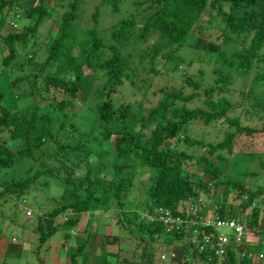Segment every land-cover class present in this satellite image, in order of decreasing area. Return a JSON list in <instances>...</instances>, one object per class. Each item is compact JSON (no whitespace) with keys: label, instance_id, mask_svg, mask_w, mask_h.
I'll return each instance as SVG.
<instances>
[{"label":"trees","instance_id":"trees-1","mask_svg":"<svg viewBox=\"0 0 264 264\" xmlns=\"http://www.w3.org/2000/svg\"><path fill=\"white\" fill-rule=\"evenodd\" d=\"M122 2L0 0V28L4 29L0 31V75L4 78L0 80V199L23 202L29 189L36 192L48 184V178L57 180L60 193L52 197L51 208L34 212L36 249L59 225L74 227L78 214L104 211L113 199L122 220L135 225L140 248L138 260L122 257L121 264H189L191 258L210 264L206 250L197 252L191 247L190 226L172 223L167 227L160 219H137L133 210L128 215L122 208L123 196L138 169L146 168L144 198L137 202L146 211L157 210L155 214L161 215L167 210L171 217L184 219L188 215L177 211L179 202L197 200L203 193L214 198L215 217L238 220L245 233L263 231L264 221L258 216L264 187L250 190L231 181L221 172V161L223 152H232L235 135L264 133V102L257 99L255 90L262 85L264 95V53L260 52L264 47V0H141L133 2L136 7L127 16L119 11ZM57 5L61 6L58 11ZM51 12L55 28L39 43L38 24ZM105 15L111 18L103 21ZM22 18L29 22L15 30L16 21ZM232 35L247 36V43L227 54L221 47ZM182 47L192 51L185 59L187 65L193 57L212 65L210 82L201 86L202 68L192 74L183 70L182 78L167 75L176 70L174 58ZM26 50L30 54H24ZM248 72L252 76L247 103L239 116L229 117L226 114L233 103L220 94L228 91L233 74ZM182 81L192 90L181 92ZM19 88L21 92L16 91ZM199 90L201 104L186 107L184 103L197 97ZM41 101L46 104L38 107ZM219 119L228 129L217 141H203L184 132L191 124L207 125ZM106 141L110 151L104 147ZM179 143L205 152L196 178L183 169V161L190 155L177 148ZM243 154L250 159L257 156L258 166H264L262 154ZM217 186L223 188L220 199L214 191ZM229 189L234 191L230 201H237L235 208L227 200ZM22 207L26 208L24 203ZM246 208L249 213L243 219ZM66 212L62 222H50ZM206 212L207 206L202 207L197 216ZM198 227L206 232L210 229ZM156 239L167 246L178 243L181 259L171 263L163 257L153 258L149 242ZM86 240L84 237L69 249V264H80ZM117 241L115 234L101 235L98 252L102 264H110L105 246ZM241 248L257 249L247 243ZM222 260L224 264H252L230 248Z\"/></svg>","mask_w":264,"mask_h":264},{"label":"rangeland","instance_id":"rangeland-1","mask_svg":"<svg viewBox=\"0 0 264 264\" xmlns=\"http://www.w3.org/2000/svg\"><path fill=\"white\" fill-rule=\"evenodd\" d=\"M50 1V0H49ZM141 0H123L119 6V11L122 16L131 15V12L136 6L133 2ZM138 9L142 7L137 6ZM57 11L61 9V6L56 7ZM3 12V11H2ZM118 14V13H117ZM51 12L49 17H43L37 27V32L40 37L36 38L39 43L45 39L47 33L52 34L55 23ZM118 16V15H117ZM103 21L107 18H111V15L103 16ZM205 20V19H203ZM102 18L100 17V23ZM29 22V19L22 18L15 23V30L20 29V26ZM98 22V23H99ZM8 30L14 29L13 27L7 28ZM3 26L0 28L2 32ZM213 31L214 28H210ZM205 33V32H204ZM247 36L245 35H232L231 41L227 45H223L221 50L225 53H233L235 51L243 48V45L247 43ZM2 51L3 48L0 47ZM24 54L29 52L24 51ZM27 52V53H26ZM264 53V47L260 51ZM30 54V53H29ZM192 55L187 47H182L179 51V56L174 58V62L177 65L176 70L167 71V75L174 78H182V71L184 70L188 74L194 73L198 68H202L205 71L200 78L201 86H204L211 81L212 76L209 75L212 65L204 60H197L193 57L192 62L189 65L185 63V59ZM192 57V56H191ZM216 66V65H214ZM261 70L264 72V66H261ZM252 76V72H248L244 76H237L233 74L232 82L228 86V91L223 94L226 96L233 104L230 110L227 112V116L234 117L239 116L242 106H244L247 101L246 89L248 88V81ZM4 79L3 75H0V80ZM3 81V80H2ZM262 85L255 87L257 99L264 102V95L261 93ZM181 92L188 93L192 89L190 86L186 85L183 81L180 82ZM21 92L19 88L16 90ZM199 95L193 98L191 101L185 102L186 107H194L200 105V95L201 90H199ZM198 92V90H197ZM181 101H176V105H180ZM46 104V101L38 102V107H42ZM77 107V104L74 105ZM228 128L225 122L221 119L209 123L207 125H202L199 123L191 124L188 128L184 127V132L189 134L192 138L201 137L203 141H217L222 137V134ZM104 147L110 151L111 146L108 141L104 143ZM178 149H183L186 154L190 157L183 161L184 171L190 175L191 178H196L200 175L201 170V157L205 155L203 149L198 147H184L182 144L177 145ZM253 151L258 156L264 158V133L256 132L251 135L237 134L234 137L232 152L225 153L224 158L221 161V172L231 181H239L246 188L252 190L254 188L264 187V166L259 167L257 156L252 159L249 158L250 155L243 154V152ZM245 171V172H244ZM256 172L251 174L250 172ZM147 170L146 168H139L138 172L132 177V184L124 194V213L131 215L133 210L137 215V219L149 220L150 216L157 210L146 211L141 208L137 202L140 203L144 198V188L147 181ZM206 180V177H202ZM32 189V188H31ZM31 189L27 191L24 195V201L19 199H0V264H69L67 260V252L70 248L76 246L84 237L87 238L84 250L79 255L80 264H102L99 255L98 242L103 234H115L118 236L117 243L113 245H106L105 257L109 260L110 264H121L120 259L122 257L132 259L134 261L138 260L139 247L137 246V239L134 235L137 234V229L133 224H127L122 220L119 207L113 199L108 200V209L100 210L94 209L92 213H80L77 215V223L74 227H69L68 225H59L55 232L46 239V241L36 249L37 245V234L34 231L36 225V218L34 217V212H42L44 210L50 209L53 205L52 197H58L60 193V185L57 184V180L53 178H48V184L36 189L33 192ZM221 186H217L214 191L216 196L220 199ZM214 194V193H213ZM234 194L233 190L228 191L227 200L235 208L237 201H230V197ZM196 199L201 201L202 205H198L201 210L202 207L207 206L208 213L213 215L212 207L214 204L211 203L212 199L208 198L207 195L200 193L197 195ZM196 201V200H193ZM199 202V201H198ZM264 202V201H263ZM23 203L26 208L22 207ZM133 206H137L134 207ZM260 213L258 218L264 221V206H262V201L259 203ZM67 213V212H66ZM248 209L246 208L241 215L243 219L248 216ZM68 213L65 215L61 214L50 220L51 223H60L64 218H66ZM48 220L44 222V226H48ZM263 229V228H262ZM246 239L248 242H253L252 246L254 248L253 252L261 251L264 253V229L262 232L258 229L254 232H248L246 234ZM260 237L263 240L261 246L258 245V239ZM248 244V243H247ZM150 253L153 258L157 260L162 258L160 255H166L171 250L174 253L173 257L166 258L171 263H177L181 256L178 253L177 247H180L178 243H174L171 246L165 245L159 239L153 242H149ZM164 258V257H163ZM155 259V260H156ZM165 259V258H164ZM166 262V261H165ZM165 262L163 264H165ZM167 263V262H166ZM168 264V263H167ZM189 264H201V262L196 258H191Z\"/></svg>","mask_w":264,"mask_h":264},{"label":"built area","instance_id":"built-area-1","mask_svg":"<svg viewBox=\"0 0 264 264\" xmlns=\"http://www.w3.org/2000/svg\"><path fill=\"white\" fill-rule=\"evenodd\" d=\"M199 201V202H198ZM198 205H202L201 201L197 199L193 201L191 198H187L179 202L177 211L188 215L184 219L179 217H171L167 210L161 215L154 213L150 216L149 220L160 219L164 223H167V227L172 223L180 224V226L188 225L191 227V235L188 236V240L191 243V247L195 248L197 252L205 251L209 256L207 261L210 264H224L222 257H225V251L227 248L233 250L235 254L239 253L241 257H246L252 264H264V253L261 251L253 252L251 250L243 251L241 246L248 243L243 225L238 220L232 217L217 218L214 215L206 212L203 216H197V212L200 210ZM264 206V202L262 203ZM28 210V209H27ZM27 213L29 212L26 211ZM189 214L191 216H189ZM196 217V218H192ZM198 225L209 227V231L200 230ZM255 230L252 229L251 232ZM161 257L171 258L174 256L171 250L166 255L161 254Z\"/></svg>","mask_w":264,"mask_h":264},{"label":"crops","instance_id":"crops-1","mask_svg":"<svg viewBox=\"0 0 264 264\" xmlns=\"http://www.w3.org/2000/svg\"><path fill=\"white\" fill-rule=\"evenodd\" d=\"M259 240H260V237L258 239V245L261 246L263 244V240L261 239L260 242H259ZM252 244H253V242H248V245H252Z\"/></svg>","mask_w":264,"mask_h":264},{"label":"clouds","instance_id":"clouds-1","mask_svg":"<svg viewBox=\"0 0 264 264\" xmlns=\"http://www.w3.org/2000/svg\"><path fill=\"white\" fill-rule=\"evenodd\" d=\"M263 203V202H262ZM248 209V208H247ZM29 210V209H28Z\"/></svg>","mask_w":264,"mask_h":264}]
</instances>
